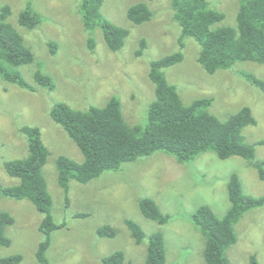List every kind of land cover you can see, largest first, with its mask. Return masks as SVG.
I'll list each match as a JSON object with an SVG mask.
<instances>
[{"label": "rangeland", "instance_id": "rangeland-1", "mask_svg": "<svg viewBox=\"0 0 264 264\" xmlns=\"http://www.w3.org/2000/svg\"><path fill=\"white\" fill-rule=\"evenodd\" d=\"M42 16L41 24L28 29L19 24V15L27 0H0V8L12 7L9 21L17 26L35 53V62L19 68L26 80L35 85L34 73L41 68L51 75L55 88L38 86L36 92L8 84L0 79V182L19 183L3 167L5 159L28 155L26 137L20 126H39L50 151L44 167L49 191L53 197V216L66 224L52 234L48 257L51 264H103L102 258L117 250L126 253L124 264H144L148 237L161 230L165 236L167 264H207L204 249L207 237L193 222L191 215L204 204L223 217L231 206L228 181L238 173L245 193L264 195L260 170L244 157L220 158L215 151L200 154L190 162H179L174 156L157 151L150 156L127 162L118 170L107 171L88 183L73 179L67 204L65 190L58 181L57 159L66 155L78 162L84 155L77 143L51 116L56 102L76 109L104 106L117 96L127 122L146 125L148 110L156 99V86L150 78V62L176 52L181 27L174 17L172 0H104L102 13L109 21L128 28L124 47L111 51L100 29L95 31V51L88 47L80 0H32ZM139 2L147 3L153 18L136 24L128 9ZM212 9L225 14L217 26L238 27L241 0H208ZM147 48L138 56L141 40ZM57 43L52 53L49 42ZM182 62L166 69L170 83L177 86L185 104L200 98H211L209 111L222 120L244 106L253 109L258 124L244 128L245 141L256 149L254 161L264 159V92L253 85L246 74L264 79V63L239 61L231 68L209 73L199 62L200 44L187 37ZM145 197L155 199L169 222L159 224L147 218L140 209ZM7 211L15 223L7 228L9 246L0 247V258L21 254V264H39L37 250L44 234L40 230L43 214L28 199L0 197V213ZM132 219L147 233L138 244L126 223ZM111 225L115 237H101L98 229ZM238 241L226 250L233 264H250L256 254L264 264V206L252 208L235 225Z\"/></svg>", "mask_w": 264, "mask_h": 264}, {"label": "trees", "instance_id": "trees-1", "mask_svg": "<svg viewBox=\"0 0 264 264\" xmlns=\"http://www.w3.org/2000/svg\"><path fill=\"white\" fill-rule=\"evenodd\" d=\"M104 0H80L88 47L95 51V31L100 29L108 48L120 51L130 30L106 19L102 13ZM174 17L181 27L176 52L150 62V78L156 86V99L148 110L146 125H131L127 122L120 99L112 96L102 106L76 109L65 102L53 104L50 114L68 135L77 143L84 155V161L60 155L57 159L58 181L65 190L67 204L73 179L82 183L99 178L107 171L118 170L127 162L150 156L162 151L174 156L179 162H190L202 153L215 151L222 159L241 156L260 170L264 179V159L254 161L256 149L245 141L243 130L257 125L258 120L250 106H244L237 113L222 120L209 111L211 98H200L185 104L176 85L169 82L166 69L182 62L187 37L194 38L201 46L199 62L209 73L231 68L239 61L264 63V0H241L238 12V27L217 26L225 14L212 9L208 0H172ZM12 7L6 4L0 8V79L8 84L36 92L38 86L54 89L51 75L38 68L34 73L35 85L29 83L19 68L35 62V53L27 44L17 26L9 21ZM128 17L136 24L153 18L150 6L139 2L128 9ZM42 16L33 7V1L19 15V24L28 29L37 28ZM52 53L57 43L49 42ZM147 48L141 40L137 55H143ZM248 80L264 92V79L246 74ZM20 132L26 137L28 155L23 158L5 159V171L19 183L5 185L0 182V197L16 200H30L43 214L40 230L44 239L40 242L36 256L39 264H51L48 250L52 234L66 224H59L53 216V197L49 191L44 167L50 151L43 140L39 126L24 124ZM231 206L223 217H218L211 206H199L190 219L207 237L204 258L207 264H233L225 255L226 250L237 243L235 225L247 211L264 206V195L256 197L245 193L238 173L228 181ZM142 213L149 219L163 225L170 216L163 212L158 202L145 197L140 201ZM15 223L10 212L0 213V247L12 243L6 231ZM126 223L138 244L147 240L143 227L132 219ZM101 237H115L117 230L111 225L98 229ZM23 256L14 254L0 258V264H21ZM126 253L117 250L102 258L103 264H124ZM144 264H167V249L164 233L155 231L148 237L147 256ZM250 264H261L258 256L252 254Z\"/></svg>", "mask_w": 264, "mask_h": 264}]
</instances>
